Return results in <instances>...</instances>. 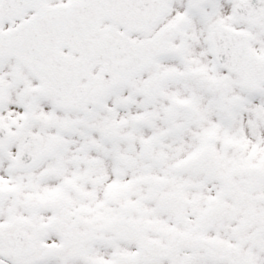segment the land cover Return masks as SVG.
Wrapping results in <instances>:
<instances>
[{"label":"snow or ice","instance_id":"obj_1","mask_svg":"<svg viewBox=\"0 0 264 264\" xmlns=\"http://www.w3.org/2000/svg\"><path fill=\"white\" fill-rule=\"evenodd\" d=\"M0 264H264V0H0Z\"/></svg>","mask_w":264,"mask_h":264}]
</instances>
